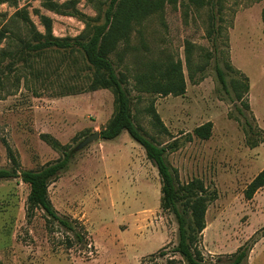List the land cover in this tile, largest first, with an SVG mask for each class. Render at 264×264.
Listing matches in <instances>:
<instances>
[{"label": "rangeland", "instance_id": "rangeland-1", "mask_svg": "<svg viewBox=\"0 0 264 264\" xmlns=\"http://www.w3.org/2000/svg\"><path fill=\"white\" fill-rule=\"evenodd\" d=\"M108 2L0 0V169L12 168L8 151L19 171H35L73 150L48 198L85 239L74 243L40 209L27 217L28 186L19 179L0 181V264H186L175 252L177 224L159 207L160 179L143 148L123 131L75 150L103 130L115 110L110 90H90L94 71L83 53L77 47L25 48L34 44L32 30L45 34L42 17L53 37L87 41ZM108 59L129 92L134 125L155 144L172 146L165 156L179 184L198 180L214 197L196 247L202 260L224 264L258 239L243 264H264V188L251 200L243 196L264 169V143L249 148L245 124L264 131V0L165 4L132 23ZM174 75L181 76L184 94H160ZM149 82L159 89H148ZM152 110L165 132L155 126ZM206 122L211 135L201 140L193 130Z\"/></svg>", "mask_w": 264, "mask_h": 264}, {"label": "trees", "instance_id": "trees-1", "mask_svg": "<svg viewBox=\"0 0 264 264\" xmlns=\"http://www.w3.org/2000/svg\"><path fill=\"white\" fill-rule=\"evenodd\" d=\"M195 7H201L210 0H187ZM177 0H109L106 9L103 12V21L95 26L91 36L87 41L75 40L71 42L67 38L59 39L51 35L50 21L42 17V23L45 34L33 32L34 44L26 45L28 51L41 52L47 49L66 50L77 47L84 55L89 67L94 71L93 79L90 84V90L99 89L110 90L114 97L115 110L107 126L99 132L100 139L114 140L123 131L127 132L130 138L139 144L148 160L157 170L160 179V209L171 213L176 221L178 229V242L175 252L184 260L186 264H206L197 250V244L200 235L205 228V213L207 206L214 197L206 195L202 183L193 180L186 185H180L176 172L171 168L166 160L167 148L155 144L152 140L145 137L142 132L134 125L130 110L129 92L123 87L122 80L114 72L112 62L108 59L110 49L117 40L128 36L132 23L137 25L147 16L159 12L165 4L175 5ZM49 9L56 10L60 8L55 4L47 5ZM22 19L28 25L30 20L23 14ZM33 29V28H32ZM216 77L223 90L226 89L224 74L218 67L215 68ZM160 94H173L179 96L184 94L185 87L181 76L166 78ZM148 89H159L157 83L148 84ZM237 98H240L237 95ZM248 109V106H246ZM152 119L155 126L160 127L164 132L163 126L158 115L152 110ZM250 134L246 143L253 149L259 144L264 143V131L259 129L252 132L250 123L245 122ZM212 123L206 122L193 130V135L201 140L210 138ZM261 135V136H259ZM42 138L54 149L58 148L55 140L47 135ZM11 159L12 168L0 169V181H9L19 179L29 188L26 199V216L30 217L32 209H40L53 222H56L73 236V242L82 244L85 241L83 233L72 226L70 222L61 218L56 213L50 199L48 198V187L54 182L60 174L66 169L67 163L73 156V150L63 153L61 159L55 163L48 164L39 170L19 171L18 164L8 151ZM264 188V169L260 171L245 187L243 196L246 200H251L254 194ZM258 239L252 240L250 245L240 246L224 264H243L253 246ZM70 245V244H69Z\"/></svg>", "mask_w": 264, "mask_h": 264}, {"label": "water", "instance_id": "water-1", "mask_svg": "<svg viewBox=\"0 0 264 264\" xmlns=\"http://www.w3.org/2000/svg\"><path fill=\"white\" fill-rule=\"evenodd\" d=\"M100 139L99 132H95L93 134L88 135L85 137L75 148L76 151L85 148L87 145L97 141Z\"/></svg>", "mask_w": 264, "mask_h": 264}]
</instances>
